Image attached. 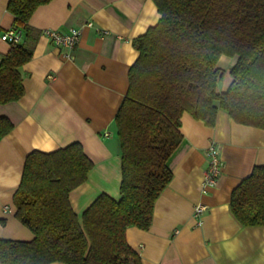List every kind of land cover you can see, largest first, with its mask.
<instances>
[{"label":"trees","instance_id":"obj_1","mask_svg":"<svg viewBox=\"0 0 264 264\" xmlns=\"http://www.w3.org/2000/svg\"><path fill=\"white\" fill-rule=\"evenodd\" d=\"M49 0H8L23 38L0 57V103L24 93L18 67L31 59L34 9ZM159 18L132 44L138 56L114 122L121 150L120 197L100 193L81 219L68 194L85 181L92 160L78 141L33 149L13 193L14 216L30 240L0 238V264H141L126 228L147 229L156 198L172 177L166 161L182 139L183 111L214 125L218 109L264 128V0H153ZM221 55L235 57L226 90L217 91ZM13 123L0 115V135ZM229 206L243 225H264V164L233 187ZM3 222V221H2Z\"/></svg>","mask_w":264,"mask_h":264},{"label":"crops","instance_id":"obj_2","mask_svg":"<svg viewBox=\"0 0 264 264\" xmlns=\"http://www.w3.org/2000/svg\"><path fill=\"white\" fill-rule=\"evenodd\" d=\"M7 2L0 0V34L12 27ZM158 18L153 0H49L34 9L28 21L38 32L33 54L18 67L24 93L0 103V115L13 123L0 135V238L34 236L15 218L12 200L24 158L33 149L51 151L78 141L92 160L85 181L68 194L79 219L100 193L119 199L121 150L114 116L138 56L132 40ZM69 27L80 29L71 49L41 32ZM9 46L0 39V57ZM234 61L219 57L217 91L229 86ZM180 131L182 139L166 161L172 177L155 200L151 223L147 229L128 226L127 242L141 264H264V225L241 224L229 206L233 187L254 165L264 164V128L235 122L218 109L211 126L183 111ZM211 143L218 148L222 170L216 184L202 193L205 149ZM197 202L207 205L200 223L193 216Z\"/></svg>","mask_w":264,"mask_h":264},{"label":"built area","instance_id":"obj_3","mask_svg":"<svg viewBox=\"0 0 264 264\" xmlns=\"http://www.w3.org/2000/svg\"><path fill=\"white\" fill-rule=\"evenodd\" d=\"M87 24H91L88 22ZM42 34L49 38L55 45L64 47L67 49L73 48L79 39L80 29L77 27H69L66 31H60L54 28H45ZM23 38V32L21 29L13 27L7 28L0 34V39L11 43L20 42ZM107 135V132L104 133ZM205 155L207 158V166L203 173L200 190L202 193L208 192V190L216 184L217 178L222 170V161L219 155L218 148L215 144L211 143L205 149ZM207 205L203 202H197L193 206V216L196 218L197 223H200L202 214L206 211Z\"/></svg>","mask_w":264,"mask_h":264}]
</instances>
